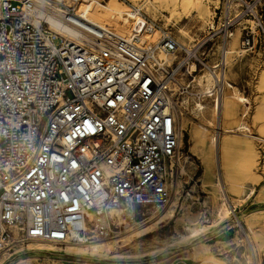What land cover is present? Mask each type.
I'll list each match as a JSON object with an SVG mask.
<instances>
[{"label":"built area","instance_id":"2783aa9c","mask_svg":"<svg viewBox=\"0 0 264 264\" xmlns=\"http://www.w3.org/2000/svg\"><path fill=\"white\" fill-rule=\"evenodd\" d=\"M82 2L0 0V255L85 245L160 214L180 116L221 104L237 30L244 54L264 38V0H222L189 45L144 10L141 33L116 34Z\"/></svg>","mask_w":264,"mask_h":264},{"label":"rangeland","instance_id":"374dc122","mask_svg":"<svg viewBox=\"0 0 264 264\" xmlns=\"http://www.w3.org/2000/svg\"><path fill=\"white\" fill-rule=\"evenodd\" d=\"M144 1L83 0L81 6L93 4L95 10L93 13L87 8L80 11L86 14L90 21L129 36V33H124L127 27L113 28L102 19V16L107 10L114 8H118L121 14L129 12L134 16L133 6H141ZM184 1L178 0V11L173 16L171 9L165 7L155 14L143 12L150 21L169 27L183 44L189 45L201 39L207 26L214 20L217 21L218 15L215 19L214 17L222 7V0H199L201 3L199 10L194 6L186 9L182 6ZM261 11L264 21V4ZM145 26L146 21L140 14V24L131 27L130 30L133 31L132 33H141ZM180 29L186 31L189 36L181 34ZM235 34L237 45L233 47L235 53L228 55L229 67L226 80L233 84L248 102L235 105L237 118L233 122L228 121V127L235 130L238 125L244 124L249 130L237 132L240 133L238 135L229 134L226 138L230 145L226 169L229 184H226V193L231 201L233 215L229 218L220 217L222 196L218 189L211 185L216 180L215 171L212 175V183L204 180V165L201 160L203 153L200 150L195 153L190 151L189 133L186 132L179 160L185 172H181L178 163L175 165L174 180L179 186L176 192L171 188L169 190L170 205H173L174 214L163 218L161 223L154 226L152 233L135 237L127 246L115 247L109 252L108 257L75 251L73 255L76 257L69 258L65 254L72 253L64 250L68 246L61 248L52 243L30 242L26 245H14L11 250L0 255V264H63V261L69 259L75 261V264H173L176 260L188 258L195 260V264H252L253 252L246 232L253 240L257 261L261 264L260 257L264 248V38L262 37V43L255 52L238 56L241 34L239 30ZM156 35V32L153 33L150 39H154ZM235 59L236 62L233 63ZM205 103L212 108L213 105L209 100ZM208 112L209 110L205 109L204 113ZM196 113L198 112L185 113L188 114L185 117L195 119ZM198 121L200 122L199 119L196 120ZM180 122L181 120L179 124ZM191 126L190 124L189 130ZM214 134V128H211L209 134L204 136L205 148L202 150L209 152L211 156L213 150L210 139ZM187 214L195 216L197 226L210 227L198 240L187 238L185 231V226L189 224L185 219ZM234 216L243 221V227L235 223ZM247 223L251 225L250 229L247 228ZM93 231L99 234L98 231ZM221 232L223 234L218 238L211 239ZM124 233V230L117 229L106 237H100L99 240L107 242ZM92 236L94 233L89 235L90 242L95 239L91 240ZM207 241L215 245L213 250L199 254L200 248ZM43 244L60 248L61 251L53 252L41 246Z\"/></svg>","mask_w":264,"mask_h":264},{"label":"bare ground","instance_id":"6f19581e","mask_svg":"<svg viewBox=\"0 0 264 264\" xmlns=\"http://www.w3.org/2000/svg\"><path fill=\"white\" fill-rule=\"evenodd\" d=\"M200 2L199 0H185L182 4L186 9H190L192 6L197 7V9H200ZM170 8L173 14H175L178 11V0H145L144 3L141 6H133V9L135 10L134 16L129 14V12H126L124 14H121V11L118 8L107 10L106 13L103 14L102 19L113 26V28H125L124 33H129L131 35V27H134L136 25L140 24V11L144 10L146 12L156 13L159 12L162 8ZM87 8L91 13L94 12L95 6L93 4H86V6H81L80 9L84 10ZM79 9V14L88 20L91 23H94L96 25H99L95 22H92L89 20L86 14H82ZM133 16V19H132ZM132 20V21H131ZM169 21V19H168ZM133 22V23H132ZM132 23V25L130 24ZM108 24V25H109ZM101 26V25H99ZM106 29H110L104 26H101ZM129 27V28H128ZM111 31L115 32L116 34L122 35V36H128L123 35L120 32H117L113 29H110ZM179 32L183 35L189 36L186 31L183 29H180ZM155 33V32H154ZM156 39H150L152 42H155L160 34L159 32H156ZM237 45V37L236 34L233 35V39L230 41V50H228L229 55L234 54L233 47ZM238 56L241 54H244V52L238 51ZM233 63L236 62L233 60ZM231 62V63H232ZM208 84L210 85V78H208ZM226 87L225 91L222 97L221 104H218V106L215 108L213 105L212 108L205 105L204 107L202 104L198 105V113H196L195 119H189L186 118L183 114L180 116V124H179V130L181 133L182 138L184 137L185 133H189V140L188 143L190 145V151L191 152H197L201 151L203 153L201 160L204 165V172H203V178L205 181H210L212 183V175L216 174V180L213 185L218 189V191L221 193L222 196V204L220 205V217L222 218H229L231 215H233V211H231L230 207V199L227 196L226 193V184H229L228 179L226 178V169H227V156H228V150H229V143L226 140L227 136L229 134H234L237 132H243L248 131V127L244 124H240L236 127V129H231L228 127V121L233 122L237 118L235 105L236 104H243L247 103L248 100L241 96L240 93H238L236 87L231 84L228 80H225ZM208 102V101H207ZM210 102V101H209ZM211 103V102H210ZM209 104V103H207ZM204 109H208L209 112L206 114L204 113ZM208 115V116H207ZM199 119L200 122H196V120ZM244 121V120H243ZM192 125L189 130V125ZM211 128H214V136L210 139V144L213 150V156L207 151H202L203 148H205V135L207 136V133L209 134V130ZM240 133H237V135ZM243 136V134H242ZM245 136V135H244ZM183 141L180 143V147H183ZM186 165V164H185ZM180 166L181 172H185L184 166H181V164L178 163V167ZM179 185L177 184V181L174 180V174L172 178L169 180V188L173 189L175 192L177 191V187ZM175 204V203H174ZM163 214V215H162ZM174 209L173 205H169L158 215H155L154 213L151 214V216L148 218L147 221L143 223L137 224L134 228L131 229H123L125 231L124 234H121L117 237L111 238L107 240V242H102L99 234L97 232H94V236L91 237V240L94 239V241H88L85 245H68L67 249H64L68 253H74L75 251L84 252V253H90L92 255H96L98 257L104 256L108 257L109 252L114 249L115 247H122L127 246L129 243L133 241L135 237H141L147 234L152 233L154 226L158 223H161L163 218L169 216H173ZM162 216V217H161ZM235 217V216H234ZM185 219L188 221L189 224L185 226V231L187 232V238L198 240L200 237L207 231L208 226H197L195 224L196 218L195 216L191 214H187L185 216ZM235 223L243 227V221L239 219L238 217H235ZM251 225L247 223V228L250 229ZM246 228V229H247ZM91 230V229H90ZM249 231V230H248ZM146 232V233H145ZM250 232V231H249ZM141 234V235H140ZM246 237L251 245V250L253 252L252 256V262L254 264H259V261H257V255H256V248L255 245H253V240L251 237L249 238L246 232ZM41 246H44L46 248H49L50 250H53V252H60V248L53 247L49 244H43ZM212 258V257H211ZM103 259V258H102ZM218 262V261H217ZM252 263V264H253ZM217 264V263H216ZM220 264V263H219Z\"/></svg>","mask_w":264,"mask_h":264},{"label":"crops","instance_id":"0c3cea01","mask_svg":"<svg viewBox=\"0 0 264 264\" xmlns=\"http://www.w3.org/2000/svg\"><path fill=\"white\" fill-rule=\"evenodd\" d=\"M250 53V52H248ZM223 232H221L220 234H217L216 236L212 237L211 239H216L218 238L220 235H222ZM263 241H264V237H263ZM214 244L212 243H209V241L205 242V244L200 248L199 250V254H202V253H207L206 251H212L213 248H214ZM67 255L69 258H74L76 256H74L73 254H65ZM261 264H264V248H263V251L261 253ZM64 263H67V264H75V261L69 259L68 261H63V264ZM173 264H195V260H192V259H185V260H176L173 262Z\"/></svg>","mask_w":264,"mask_h":264}]
</instances>
